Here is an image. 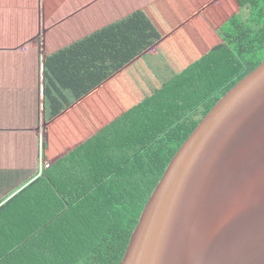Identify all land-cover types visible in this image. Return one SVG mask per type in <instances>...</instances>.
Wrapping results in <instances>:
<instances>
[{
  "label": "crops",
  "instance_id": "crops-1",
  "mask_svg": "<svg viewBox=\"0 0 264 264\" xmlns=\"http://www.w3.org/2000/svg\"><path fill=\"white\" fill-rule=\"evenodd\" d=\"M17 1L23 0H0V208L6 206L0 238L5 240L30 228V214H41L26 205L39 194L25 192L42 177L41 143L53 179L75 174L73 165L84 157L69 154L218 45V29L238 9L237 0L141 1L127 13L108 8L100 12L105 22L75 37L65 50L51 47V30L97 0L78 2L59 15L60 8L46 9L45 0H33L34 22L24 36L5 30L27 14L29 4ZM119 1L121 7L128 2ZM83 40L90 46L78 47ZM175 90L179 87L172 88L174 96ZM160 100L155 105H163ZM132 127L111 134L136 135ZM110 136L106 143L114 142Z\"/></svg>",
  "mask_w": 264,
  "mask_h": 264
},
{
  "label": "trees",
  "instance_id": "trees-1",
  "mask_svg": "<svg viewBox=\"0 0 264 264\" xmlns=\"http://www.w3.org/2000/svg\"><path fill=\"white\" fill-rule=\"evenodd\" d=\"M237 5L218 29V45L69 154L84 157L73 165L75 174L55 180L50 165L25 189L39 194L26 205L41 214H30V228L22 235L0 238V264L120 263L178 148L216 102L264 60V0ZM174 87H179L175 96ZM176 94L179 101L171 103ZM159 99L164 103L157 106ZM133 124L136 135L111 134ZM107 135L113 143L105 142Z\"/></svg>",
  "mask_w": 264,
  "mask_h": 264
},
{
  "label": "water",
  "instance_id": "water-1",
  "mask_svg": "<svg viewBox=\"0 0 264 264\" xmlns=\"http://www.w3.org/2000/svg\"><path fill=\"white\" fill-rule=\"evenodd\" d=\"M119 264H264V60L178 148Z\"/></svg>",
  "mask_w": 264,
  "mask_h": 264
},
{
  "label": "rangeland",
  "instance_id": "rangeland-1",
  "mask_svg": "<svg viewBox=\"0 0 264 264\" xmlns=\"http://www.w3.org/2000/svg\"><path fill=\"white\" fill-rule=\"evenodd\" d=\"M86 0H45V6L47 9V5L52 10H58L59 12H63L64 10H67L74 4H78V2H84ZM141 1H150V0H128V2H122L123 7L120 6L119 0H97L96 3L92 8L89 6L85 10L78 12L77 14L73 15L69 20L65 21L63 24L58 25V27L54 28L52 31V39L50 41L51 47H53V44L55 47H62L65 48V50H69V47H72L73 42L76 40L75 37L80 36L81 34H86L92 27H97L102 22H105V18H102L100 16V12L103 10H107L108 8L111 10L119 11L124 10L126 13L129 12L130 7H133L138 2ZM17 3H23V4H29L27 7V14L21 13L20 19L15 18L13 22H8V25L6 26V31L8 33H14L19 34L20 32H23V35H25V32L31 31V24L30 28L27 27L28 23L34 22L33 18L31 17L32 6H33V0L30 1V3H27V0L23 1H17ZM120 7V8H119ZM23 7H16L14 10H19ZM35 11L37 12V6ZM16 13V12H14ZM23 14V15H22ZM23 19V20H22ZM27 19V20H26ZM24 20L26 22L24 23ZM94 21V22H93ZM54 40V41H53ZM97 44L96 40L93 41ZM79 46L83 47H89L90 44L87 42V40H83L82 43ZM98 46V45H97ZM92 47L93 44H92ZM54 48V47H53ZM60 53H65V51H61ZM31 66V65H30ZM70 69V68H69ZM50 82V79H49Z\"/></svg>",
  "mask_w": 264,
  "mask_h": 264
},
{
  "label": "built area",
  "instance_id": "built-area-1",
  "mask_svg": "<svg viewBox=\"0 0 264 264\" xmlns=\"http://www.w3.org/2000/svg\"><path fill=\"white\" fill-rule=\"evenodd\" d=\"M42 143L40 144V154H39V174L42 173V171L49 167V165L45 162L43 158V151H42Z\"/></svg>",
  "mask_w": 264,
  "mask_h": 264
}]
</instances>
